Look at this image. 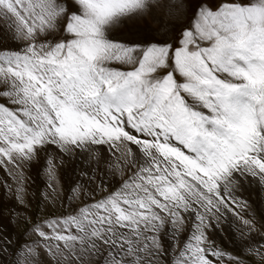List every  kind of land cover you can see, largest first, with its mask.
I'll return each mask as SVG.
<instances>
[{
  "label": "snow or ice",
  "instance_id": "snow-or-ice-1",
  "mask_svg": "<svg viewBox=\"0 0 264 264\" xmlns=\"http://www.w3.org/2000/svg\"><path fill=\"white\" fill-rule=\"evenodd\" d=\"M160 6L0 0V264H264V0Z\"/></svg>",
  "mask_w": 264,
  "mask_h": 264
},
{
  "label": "rangeland",
  "instance_id": "rangeland-1",
  "mask_svg": "<svg viewBox=\"0 0 264 264\" xmlns=\"http://www.w3.org/2000/svg\"><path fill=\"white\" fill-rule=\"evenodd\" d=\"M174 3V0H160L161 6L156 12V16L163 17L165 20L168 19V12L169 9L172 7ZM141 26L145 24H151L153 28L159 27L160 21L158 19L153 18L151 15L148 16L146 20H140L138 22ZM3 176V173L0 172V177ZM36 179L35 177H33ZM43 182L40 179H36L35 187L29 188V198H30V204L29 208L27 209V214L31 216L33 219H36L40 216L47 215L48 209L44 208L41 203V194L43 190ZM253 197H255V193L251 194ZM256 208V214L259 217L260 215V209L258 206L254 205ZM22 213L25 211V209H19ZM13 214V206L12 203H5L4 197H3V190L0 189V220H5L7 217L12 216ZM27 223L20 220L18 221V229L21 233L24 232L25 228L27 227ZM9 231L14 232V230L9 225Z\"/></svg>",
  "mask_w": 264,
  "mask_h": 264
}]
</instances>
